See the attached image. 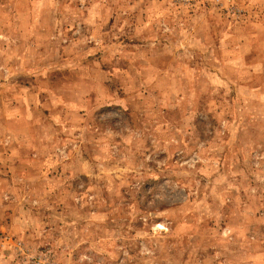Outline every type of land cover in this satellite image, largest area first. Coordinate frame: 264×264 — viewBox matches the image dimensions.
I'll use <instances>...</instances> for the list:
<instances>
[{
	"label": "rangeland",
	"instance_id": "374dc122",
	"mask_svg": "<svg viewBox=\"0 0 264 264\" xmlns=\"http://www.w3.org/2000/svg\"><path fill=\"white\" fill-rule=\"evenodd\" d=\"M0 264H264V0H0Z\"/></svg>",
	"mask_w": 264,
	"mask_h": 264
}]
</instances>
